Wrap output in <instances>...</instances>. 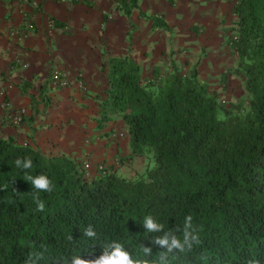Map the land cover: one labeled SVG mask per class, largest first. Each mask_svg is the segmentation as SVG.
I'll list each match as a JSON object with an SVG mask.
<instances>
[{
	"label": "trees",
	"instance_id": "trees-1",
	"mask_svg": "<svg viewBox=\"0 0 264 264\" xmlns=\"http://www.w3.org/2000/svg\"><path fill=\"white\" fill-rule=\"evenodd\" d=\"M231 10L235 62L220 80L238 76L240 100L210 88L199 59L143 76L129 54L112 55L96 127L120 120L117 164L90 172L84 158L0 135V264H104L117 250L131 264H264V0ZM41 175L52 191L33 186Z\"/></svg>",
	"mask_w": 264,
	"mask_h": 264
},
{
	"label": "crops",
	"instance_id": "crops-1",
	"mask_svg": "<svg viewBox=\"0 0 264 264\" xmlns=\"http://www.w3.org/2000/svg\"><path fill=\"white\" fill-rule=\"evenodd\" d=\"M235 1L137 0L127 12L121 0H0V135L78 157L99 144L101 133L113 132L112 121H120L96 127L106 84L102 61L129 54L149 76L154 69L168 73L171 58L187 66L199 59L200 77L218 74L235 58L225 43ZM153 14L168 27L154 26L147 17ZM55 68L68 74L69 85H50ZM48 88L57 100L47 112L42 101L51 99ZM18 106L26 108L23 121L8 123L7 111ZM86 123L88 132L80 135Z\"/></svg>",
	"mask_w": 264,
	"mask_h": 264
},
{
	"label": "rangeland",
	"instance_id": "rangeland-1",
	"mask_svg": "<svg viewBox=\"0 0 264 264\" xmlns=\"http://www.w3.org/2000/svg\"><path fill=\"white\" fill-rule=\"evenodd\" d=\"M183 59H185V58H183ZM181 62H179L180 63L179 68L182 72H184L191 66V64L193 63V60H191V62H189L188 66L186 65V63L188 61H184L181 59ZM234 62H235V58L232 59V63H234ZM227 64L228 63H226V66H224V69L226 67H228ZM223 70H221L218 74L213 73V74H210L209 76L201 73L202 75L207 76V78H203V77H201V78L205 79L208 82L210 88L215 87V88L220 89L221 96L223 97L222 99H224L226 103L230 102L231 100H240L244 96V87L242 84V80L238 76H236L235 74L229 73L227 81H226L225 85H223V83L220 80V73ZM48 90L51 91V93H49L50 94L49 96L51 98L50 101L49 102H43L42 101V103L44 105H46V107H47V112H48V110L53 108V106L57 100V97H56L57 93L52 92V90L50 88H48ZM100 97H102V96L100 95ZM100 101H101V99H100ZM91 114H93V112ZM90 117H91V119H93L94 116L91 115ZM43 120H45V115L41 114L40 121L42 122ZM112 122H113L112 127H114L113 132H111L112 134L109 133V134L105 135V132L101 133L99 135V139H98L99 144L91 146L89 148V150H87V151L82 149L81 153L78 155V157L80 156V158H84V160H86L88 163H91V164H89V167H88L89 168L88 170L90 172L93 171L94 168L98 167V164H100V163H103L104 165H108L111 163L117 164V159H118L117 156L118 155H124L128 152L127 136L125 135V132L122 134L120 131L123 126H120L119 122H116V121H112ZM82 127H84L85 130L84 131L80 130V135H83L84 132H86V133L88 132V123L81 124L80 128L82 129ZM113 133H115V134H113ZM91 156H93L92 159H91ZM92 160L94 161V163ZM133 162H134V160H133ZM133 162L131 161L129 164H132V166H134ZM136 164L139 166H142L141 162H139V163L137 162ZM121 168H122L121 172H124V173L125 172L130 173V171H131L129 169L128 165L123 166Z\"/></svg>",
	"mask_w": 264,
	"mask_h": 264
},
{
	"label": "clouds",
	"instance_id": "clouds-1",
	"mask_svg": "<svg viewBox=\"0 0 264 264\" xmlns=\"http://www.w3.org/2000/svg\"><path fill=\"white\" fill-rule=\"evenodd\" d=\"M27 163L25 165V167L30 168L32 166V161L31 158H27L26 159ZM51 182L48 180V178L46 176H39V177H35L33 178V186L36 189L39 190H46V191H52L51 188ZM38 210L43 211L44 210V204L42 202L38 201ZM187 219L189 220V222L192 220L191 216H188ZM147 226L149 227V229H155L156 225L153 224L151 222V220L148 221ZM89 235H91V233H88ZM173 245L179 247L180 245L178 244L177 241H173ZM76 264H82L81 261L77 260ZM104 264H131V261L129 260L128 256L121 253L119 250L115 251L110 257H107L105 259ZM251 264V262H250ZM258 264V262H257Z\"/></svg>",
	"mask_w": 264,
	"mask_h": 264
},
{
	"label": "built area",
	"instance_id": "built-area-1",
	"mask_svg": "<svg viewBox=\"0 0 264 264\" xmlns=\"http://www.w3.org/2000/svg\"><path fill=\"white\" fill-rule=\"evenodd\" d=\"M52 24V21H49V25ZM26 26L28 28L33 27V22L28 21ZM70 83V78L68 74L63 71L62 69L55 68L51 71L50 74V85L53 88H62L66 87ZM6 105H8L6 103ZM26 113V108L24 106H18L11 108L9 111H7V120L10 121L14 125H18L22 122L23 117ZM0 122H2L1 116H0ZM103 163L98 164V167L103 169Z\"/></svg>",
	"mask_w": 264,
	"mask_h": 264
}]
</instances>
